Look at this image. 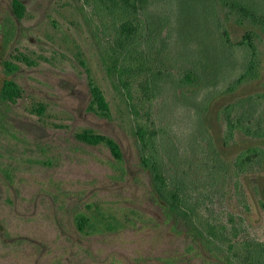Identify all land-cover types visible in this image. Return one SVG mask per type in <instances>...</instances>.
Returning a JSON list of instances; mask_svg holds the SVG:
<instances>
[{
    "label": "rangeland",
    "instance_id": "rangeland-1",
    "mask_svg": "<svg viewBox=\"0 0 264 264\" xmlns=\"http://www.w3.org/2000/svg\"><path fill=\"white\" fill-rule=\"evenodd\" d=\"M21 1L19 17L13 0H0V264H213L164 222L148 174L139 173L136 133L139 127L157 131L169 169L180 159L177 151L204 158L199 145L187 146L196 119L195 108L184 102L196 93L186 73L204 83L210 76L201 66L202 42L192 35L197 0H136L133 10L120 0ZM225 10L214 4L211 30L219 37L231 24L236 40L244 28L235 14L228 22ZM124 24L131 31H123ZM261 36L255 38L259 77L216 96L206 111L203 129L220 143L227 137L223 107L264 92ZM6 79L21 89L13 102L1 99ZM90 83L103 91L110 117L89 109ZM203 91L197 90L198 100ZM83 129L114 138L129 173L118 177L104 145L79 141ZM250 143L240 133L229 139L220 150L224 180L187 196L190 202L200 196L202 222L228 228L225 243L236 246L239 264L244 240H264L256 191L264 164L249 160L244 172L235 166Z\"/></svg>",
    "mask_w": 264,
    "mask_h": 264
},
{
    "label": "trees",
    "instance_id": "trees-1",
    "mask_svg": "<svg viewBox=\"0 0 264 264\" xmlns=\"http://www.w3.org/2000/svg\"><path fill=\"white\" fill-rule=\"evenodd\" d=\"M126 10H133L136 0H120ZM197 14L193 21L192 35H196L202 42L201 66L210 70L209 79L206 83L199 82L195 74L187 72L185 79L190 85H195L197 90L203 91L200 100L194 94L184 100L194 110V129L187 138V146L195 150L199 145L204 154L201 161L199 158L192 159L191 153L176 152L180 158L175 160L173 170L178 174H168V164L164 156V144L162 138L158 139L157 131H148L142 127L137 129L140 145L139 161L141 170L139 173H147L151 188L153 202L159 207L164 222L170 226L171 233L183 236L187 241L196 245L204 254L205 258L213 264H239L233 257L236 246L225 239L228 237V228L221 224L202 222L198 218L197 206L200 196H194L197 201H188L187 196L198 188L214 187L224 180V172L227 170V162L222 157L220 150L229 143V139L235 135L251 138V143L245 151L238 154L235 159L237 171L247 170V162L256 161L257 167L264 164V92L243 95L227 103L222 112V118L227 127V137L223 143L212 134H206L203 129L204 117L211 101L221 93H232L242 83L255 80L258 76V45L255 38L264 35V0H197ZM214 4H219L226 9V19L235 14L238 17L236 25L244 28L240 38L234 40L229 29L218 32L215 37L214 30ZM15 11L19 17L24 16L25 6L21 0H13ZM204 18V20H203ZM123 31H131L130 24L122 26ZM202 33V35L199 34ZM182 43V41H181ZM186 47L182 44L180 52ZM185 54V53H184ZM8 72L16 70V66L7 65ZM232 79V80H231ZM195 83V84H194ZM226 86V88H224ZM92 96L89 109L110 117L109 103L103 91L95 83H90ZM21 93L20 87L14 80H5L2 88V101H15ZM42 110V108H41ZM203 136L202 138H200ZM76 138L88 145L107 147L114 158L113 168L119 173L120 178L129 173L124 167V153L120 144L112 137L97 133L92 129H83L76 134ZM200 138V141L198 139ZM201 139L205 144L201 143ZM201 143V144H200ZM252 160V161H251ZM172 161V160H171ZM192 163V167L188 164ZM196 164V166H195ZM181 166V169H177ZM195 166V167H194ZM202 172L200 175L198 172ZM256 191L260 195V205L264 208V177L258 180ZM79 224L82 221L79 220ZM239 230V229H238ZM227 246L226 252L223 247ZM244 261L242 264H264V240H244L240 245ZM216 261V262H215Z\"/></svg>",
    "mask_w": 264,
    "mask_h": 264
},
{
    "label": "flooded vegetation",
    "instance_id": "flooded-vegetation-1",
    "mask_svg": "<svg viewBox=\"0 0 264 264\" xmlns=\"http://www.w3.org/2000/svg\"><path fill=\"white\" fill-rule=\"evenodd\" d=\"M6 80H9V79H6Z\"/></svg>",
    "mask_w": 264,
    "mask_h": 264
}]
</instances>
